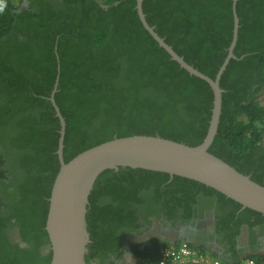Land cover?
Returning a JSON list of instances; mask_svg holds the SVG:
<instances>
[{
    "label": "trees",
    "instance_id": "1",
    "mask_svg": "<svg viewBox=\"0 0 264 264\" xmlns=\"http://www.w3.org/2000/svg\"><path fill=\"white\" fill-rule=\"evenodd\" d=\"M24 1L0 0V264H51L46 221L61 166V125L50 96L58 74L66 162L115 137L159 135L199 145L210 126L214 91L145 29L137 0H52L36 12L34 1L28 10ZM233 1L143 0V10L179 55L215 78L233 38ZM236 9V58L220 80L222 113L209 151L264 185V104L252 99L264 88V0H238ZM198 191L235 206L233 219L242 207L212 187L167 172L103 171L89 196L86 264L122 251L119 229L136 221V205L154 197L171 211ZM148 205L139 211L151 213ZM244 211L264 220L260 212ZM10 234L25 245L13 243ZM160 245L159 237L134 244L136 264H157ZM247 257L262 260L264 254Z\"/></svg>",
    "mask_w": 264,
    "mask_h": 264
},
{
    "label": "water",
    "instance_id": "2",
    "mask_svg": "<svg viewBox=\"0 0 264 264\" xmlns=\"http://www.w3.org/2000/svg\"><path fill=\"white\" fill-rule=\"evenodd\" d=\"M237 1H233L234 29L228 54L215 78L208 76L193 65L159 35L149 24L143 10V0H137V11L145 29L164 48L171 58L195 75L207 81L214 91L212 117L204 141L196 146L167 139L159 135H131L115 137L93 146L66 162L64 140L66 119L56 102L59 74L50 100L60 120L57 154L61 163L49 198L46 230L52 251L51 264H86L87 245L91 242L87 224L89 196L98 176L107 169L143 168L167 172L201 182L223 193L228 198L264 214V185L251 176L239 172L235 167L209 151L218 132L222 113V74L232 58L239 34Z\"/></svg>",
    "mask_w": 264,
    "mask_h": 264
},
{
    "label": "flooded vegetation",
    "instance_id": "3",
    "mask_svg": "<svg viewBox=\"0 0 264 264\" xmlns=\"http://www.w3.org/2000/svg\"><path fill=\"white\" fill-rule=\"evenodd\" d=\"M32 1V11L36 12L44 5H50L52 0ZM32 1L25 0L23 8L30 9ZM53 1L58 3L62 0ZM16 37H22L21 33H17ZM3 40L6 45L10 42L8 38ZM149 200L136 205L135 208L139 207L135 212L136 221L130 220L119 229L122 251L110 254L104 260L95 258L92 264L127 263L135 258L131 251L133 245L153 237L173 241L188 240L204 245L215 255L230 261L237 257L264 254V220L246 213L245 208L238 209L233 219L231 214L235 206L224 203L217 195L202 191L197 192L193 201L177 204L171 211L167 210L161 199L153 197V201ZM147 204L151 213L145 215L139 210ZM10 239L13 243L25 245L16 235L10 234Z\"/></svg>",
    "mask_w": 264,
    "mask_h": 264
},
{
    "label": "built area",
    "instance_id": "4",
    "mask_svg": "<svg viewBox=\"0 0 264 264\" xmlns=\"http://www.w3.org/2000/svg\"><path fill=\"white\" fill-rule=\"evenodd\" d=\"M206 248V247H205ZM160 256L157 264H264V259L245 257L239 261L223 259L208 248L202 249L200 245L188 240L161 239ZM126 264H136L137 259Z\"/></svg>",
    "mask_w": 264,
    "mask_h": 264
},
{
    "label": "rangeland",
    "instance_id": "5",
    "mask_svg": "<svg viewBox=\"0 0 264 264\" xmlns=\"http://www.w3.org/2000/svg\"><path fill=\"white\" fill-rule=\"evenodd\" d=\"M252 99L256 102H258L259 104H264V88L260 89L259 91L255 92L253 95H252ZM240 120L242 121H245L246 118L244 116H241L240 117ZM134 261V259L132 260H129L127 262H132ZM126 263V262H125Z\"/></svg>",
    "mask_w": 264,
    "mask_h": 264
}]
</instances>
